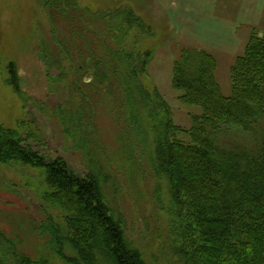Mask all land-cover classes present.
Wrapping results in <instances>:
<instances>
[{"label":"trees","instance_id":"16d2710c","mask_svg":"<svg viewBox=\"0 0 264 264\" xmlns=\"http://www.w3.org/2000/svg\"><path fill=\"white\" fill-rule=\"evenodd\" d=\"M43 6L56 45L53 57L58 66L66 64L62 70L73 77V91L83 102L115 103L137 131L139 141L125 155L146 160L158 191L165 189L167 221L160 228L168 264H264V33H251L231 64L229 95L221 91L211 53L181 49L171 82L181 101L200 109L186 131L172 122L158 90L140 80L150 59L140 44L150 29L132 8L94 15L77 0H43ZM94 24L99 28L91 29ZM7 68L17 93L16 67L10 62ZM85 74L92 79L83 80ZM229 129L248 139L223 146L218 139ZM82 131L68 128L74 140ZM181 132L188 133L187 141L178 138ZM9 162L43 170L45 198L61 210L64 225L48 215L38 229L48 234L59 264H148L110 205L112 177L100 161L91 159L88 172L76 175L63 158L47 160L20 129L0 122V163ZM0 241V264H55L32 259L1 231Z\"/></svg>","mask_w":264,"mask_h":264},{"label":"rangeland","instance_id":"374dc122","mask_svg":"<svg viewBox=\"0 0 264 264\" xmlns=\"http://www.w3.org/2000/svg\"><path fill=\"white\" fill-rule=\"evenodd\" d=\"M77 1L94 15L123 6L139 15L150 29L140 44L141 50L150 52L140 80L149 90H158L169 106L172 122L186 131L200 109L181 101L180 91L171 82L181 49L211 53L218 84L229 95L231 64L244 52L251 33H264V0ZM55 52L43 0H0V122L20 129L25 142L47 160L63 158L76 175L88 172L91 159L100 161L105 175L112 177L106 195L128 237L148 264H168L160 228L167 221L165 189L162 186L158 191L159 181L149 174L146 160L138 163L125 155L139 141L135 127L122 119V111L113 102L100 104L97 98L83 102L80 91H73V77L62 70L66 64L58 66ZM10 62L19 77L17 93L7 82ZM82 79L91 80V74ZM70 127L83 130L75 140L68 132ZM178 138L187 141L189 136L181 132ZM246 139V134L229 129L218 140L229 147ZM48 191L42 169L20 162L0 163V231L32 259L45 257L59 264L48 234L38 229L48 215L64 225L61 210L45 198ZM3 248L0 241V251Z\"/></svg>","mask_w":264,"mask_h":264}]
</instances>
